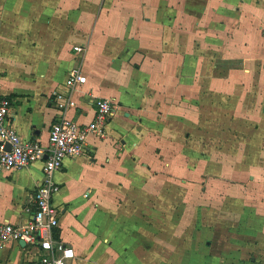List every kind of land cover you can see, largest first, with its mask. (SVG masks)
Listing matches in <instances>:
<instances>
[{"label": "crops", "instance_id": "obj_1", "mask_svg": "<svg viewBox=\"0 0 264 264\" xmlns=\"http://www.w3.org/2000/svg\"><path fill=\"white\" fill-rule=\"evenodd\" d=\"M74 65L82 81L70 90ZM58 93L70 95L63 110ZM0 95L12 98L22 139L45 145L62 112L87 123L97 98L116 101L106 137L91 135L88 151L55 174L64 211L54 237L75 249L76 264H264L261 193L246 210V193L224 198L222 215L244 225L222 227L215 247L198 251L192 226L171 220L175 200H197L179 186L196 185L188 167L199 153L264 116V0H0ZM263 122L244 162L259 174ZM42 168L0 170V221L29 220ZM21 241L0 240V264H39Z\"/></svg>", "mask_w": 264, "mask_h": 264}, {"label": "built area", "instance_id": "obj_2", "mask_svg": "<svg viewBox=\"0 0 264 264\" xmlns=\"http://www.w3.org/2000/svg\"><path fill=\"white\" fill-rule=\"evenodd\" d=\"M73 50L75 58H78L84 52V47L75 45ZM81 81L80 66L74 65L68 71L66 85L72 90ZM56 99L58 107L63 110L70 102V95L58 93ZM116 105L111 98H97L94 119L87 123H79L62 112L52 124L49 142L45 145L38 139H22L13 123V100L0 95V170L23 168L38 160L43 161L42 182L25 206L29 220L21 225L0 221L1 241L10 238L24 241L29 255L36 250L39 264H73L77 258L75 249L54 237L64 211L55 201L62 187L55 174L65 166L66 159L76 158L88 151L91 135L95 134L101 139L106 137L107 124L114 115Z\"/></svg>", "mask_w": 264, "mask_h": 264}, {"label": "rangeland", "instance_id": "obj_3", "mask_svg": "<svg viewBox=\"0 0 264 264\" xmlns=\"http://www.w3.org/2000/svg\"><path fill=\"white\" fill-rule=\"evenodd\" d=\"M261 118L262 119L258 121L252 120L251 118H245L242 121L240 128L244 131L243 134L230 136L226 139L223 145L215 142L217 144L214 146L216 148L215 151L202 150L199 153L196 167H188L187 165L188 169L195 173L197 183L196 185H180L179 187L181 188H179V190L181 191V195L184 193H195L197 200L191 208H188V200L183 198L175 200L172 205H175V208L179 210V214L177 213V218L175 215L174 217H171V220L173 219V222H180L187 228L192 226L191 231L193 234L197 235L196 238H198V243H196L199 247L197 248L199 249L198 251L202 250V246L207 248V243L211 246L213 241L214 247L216 244L219 245L225 237V235L221 234L222 227L224 230V228L230 226L233 227L238 224L244 225L236 215H231L230 217L224 216L225 213L222 215L219 209L222 206L225 197L234 194L232 196L236 199L246 193L249 197H247V203L243 206L246 210L253 206L251 203H253V199L256 200L255 193H261V195L264 196V169L261 168L260 171H256L260 172V174L255 173L253 169H250L251 167H247V163H244L253 158V149H249L248 147L253 146L251 141L258 137L253 135V133H258L260 122L264 121V116ZM229 126H231L230 120L228 122V127ZM231 158L234 159V162ZM207 159H211V162L208 164H206ZM252 174L256 175L254 181L253 178H250V175ZM179 178L181 180H188L187 176H179ZM243 183H245L247 188L242 185ZM232 187L233 189L231 190ZM209 196L212 197L210 203L208 200ZM206 197L207 199L205 201ZM232 203L236 204V200H233ZM211 207L213 208L212 212L210 209ZM260 218L261 221L264 222V217L262 216ZM251 219L249 222H246V224H252ZM204 227H207V229H213L215 232H207L208 235L204 232ZM220 235L222 237H220ZM165 236L169 237V234L166 233ZM214 250H219V248H213V252ZM73 264H76L75 260Z\"/></svg>", "mask_w": 264, "mask_h": 264}, {"label": "water", "instance_id": "obj_4", "mask_svg": "<svg viewBox=\"0 0 264 264\" xmlns=\"http://www.w3.org/2000/svg\"><path fill=\"white\" fill-rule=\"evenodd\" d=\"M8 147H10V145H9ZM21 243H22L23 245L25 244V242H24V241H21Z\"/></svg>", "mask_w": 264, "mask_h": 264}]
</instances>
